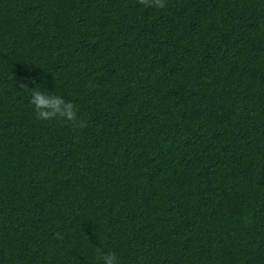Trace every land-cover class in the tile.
I'll list each match as a JSON object with an SVG mask.
<instances>
[{
	"label": "trees",
	"instance_id": "trees-1",
	"mask_svg": "<svg viewBox=\"0 0 264 264\" xmlns=\"http://www.w3.org/2000/svg\"><path fill=\"white\" fill-rule=\"evenodd\" d=\"M98 248L264 264V0H0V264Z\"/></svg>",
	"mask_w": 264,
	"mask_h": 264
},
{
	"label": "clouds",
	"instance_id": "clouds-1",
	"mask_svg": "<svg viewBox=\"0 0 264 264\" xmlns=\"http://www.w3.org/2000/svg\"><path fill=\"white\" fill-rule=\"evenodd\" d=\"M145 7L163 10L166 8V0H140ZM34 83L35 81H30ZM37 84L33 88H29L22 84L23 87L29 89V103L35 114V118L41 122H52L61 120L64 122H75L82 126L83 120L78 117L77 105L71 100L65 98L56 91H43ZM96 255L102 260V264H122V260L115 251H102L97 249Z\"/></svg>",
	"mask_w": 264,
	"mask_h": 264
}]
</instances>
